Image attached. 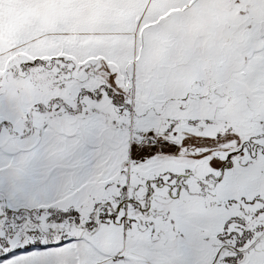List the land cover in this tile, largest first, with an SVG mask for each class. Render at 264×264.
<instances>
[{"label":"snow or ice","instance_id":"6c2138e0","mask_svg":"<svg viewBox=\"0 0 264 264\" xmlns=\"http://www.w3.org/2000/svg\"><path fill=\"white\" fill-rule=\"evenodd\" d=\"M0 264H264V0L0 21Z\"/></svg>","mask_w":264,"mask_h":264},{"label":"rangeland","instance_id":"374dc122","mask_svg":"<svg viewBox=\"0 0 264 264\" xmlns=\"http://www.w3.org/2000/svg\"><path fill=\"white\" fill-rule=\"evenodd\" d=\"M27 0H0V21L5 25L14 24L22 15Z\"/></svg>","mask_w":264,"mask_h":264}]
</instances>
